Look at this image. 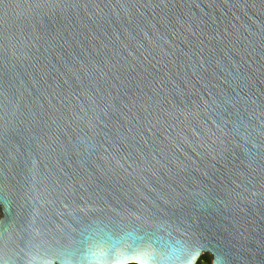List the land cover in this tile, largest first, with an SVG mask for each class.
I'll use <instances>...</instances> for the list:
<instances>
[{
    "label": "water",
    "instance_id": "obj_1",
    "mask_svg": "<svg viewBox=\"0 0 264 264\" xmlns=\"http://www.w3.org/2000/svg\"><path fill=\"white\" fill-rule=\"evenodd\" d=\"M264 264V0H0V264Z\"/></svg>",
    "mask_w": 264,
    "mask_h": 264
},
{
    "label": "trees",
    "instance_id": "obj_2",
    "mask_svg": "<svg viewBox=\"0 0 264 264\" xmlns=\"http://www.w3.org/2000/svg\"><path fill=\"white\" fill-rule=\"evenodd\" d=\"M200 260H204L206 262H209V256L207 254H204L200 257V259L197 261L196 264H200Z\"/></svg>",
    "mask_w": 264,
    "mask_h": 264
},
{
    "label": "rangeland",
    "instance_id": "obj_3",
    "mask_svg": "<svg viewBox=\"0 0 264 264\" xmlns=\"http://www.w3.org/2000/svg\"><path fill=\"white\" fill-rule=\"evenodd\" d=\"M209 256V255H208ZM209 261H210V256H209ZM209 263V262H208Z\"/></svg>",
    "mask_w": 264,
    "mask_h": 264
}]
</instances>
